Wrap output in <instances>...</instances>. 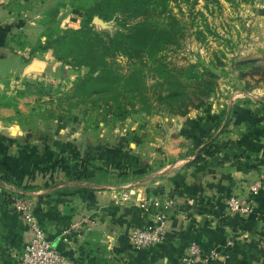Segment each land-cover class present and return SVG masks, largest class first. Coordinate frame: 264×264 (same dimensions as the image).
Segmentation results:
<instances>
[{
    "label": "crops",
    "instance_id": "0c3cea01",
    "mask_svg": "<svg viewBox=\"0 0 264 264\" xmlns=\"http://www.w3.org/2000/svg\"><path fill=\"white\" fill-rule=\"evenodd\" d=\"M78 13L68 0H0V85L32 88L22 96L0 90V190L27 199L47 238L77 264H179L192 242L221 253L206 264H264V178L251 215L225 207L227 197L248 196V185L264 177V84L211 97L184 115L147 113L136 103L57 107L82 99L72 90L87 68L30 49L46 29L79 28ZM78 165L86 170L76 172ZM4 194L0 264H17L25 230ZM167 197L174 206L165 238L135 249L127 231L147 227Z\"/></svg>",
    "mask_w": 264,
    "mask_h": 264
},
{
    "label": "rangeland",
    "instance_id": "374dc122",
    "mask_svg": "<svg viewBox=\"0 0 264 264\" xmlns=\"http://www.w3.org/2000/svg\"><path fill=\"white\" fill-rule=\"evenodd\" d=\"M89 2L68 0L70 8L79 11V17L83 16L81 7ZM98 20L100 23L92 21L91 26L105 40L108 35L118 31L126 33L137 23H143L170 33L171 42L152 58L134 51L129 56L116 53L109 58L111 69L121 73L135 65L140 80L133 93L116 86L87 99L57 100V107L63 104L71 109L81 100L103 111L108 106L106 102L116 96L122 99L118 104L111 102L109 107L113 103L125 109L144 100L165 111H178L176 99L197 84H210L209 98L239 97L264 84V0H168L164 7L153 5L142 16L116 14L110 20ZM0 90L22 96L32 88L28 83L19 82L0 85ZM37 92L44 93V88H38ZM11 100H14L12 94L7 96L6 103ZM6 190L1 187L0 194L5 193L4 199L12 207L14 200Z\"/></svg>",
    "mask_w": 264,
    "mask_h": 264
},
{
    "label": "trees",
    "instance_id": "16d2710c",
    "mask_svg": "<svg viewBox=\"0 0 264 264\" xmlns=\"http://www.w3.org/2000/svg\"><path fill=\"white\" fill-rule=\"evenodd\" d=\"M168 0H90L88 5L81 7L83 16L80 26L73 28H49L41 33L43 40L38 39L31 47L30 53L51 50L53 56L67 64L79 69L81 66L87 68V72L74 81V94L80 95L82 99L99 95L111 87H122L128 93L136 91L139 77L135 65L126 73L112 70L109 63L116 53L131 55V51L137 52L140 56L152 58L165 45L171 42V34L158 29H152L143 23L132 26L128 32H115L107 39L94 31L91 24L93 16L103 20H110L116 14H127L131 17L145 15L150 7L165 6ZM142 57V58H143ZM129 58V57H128ZM131 59V58H130ZM132 60V59H131ZM140 60V59H139ZM186 88V86L184 85ZM193 93L191 96L190 94ZM212 94L211 86L208 83L197 84L191 91H185L179 99H176L178 111H166L171 114H186L191 108L203 107ZM133 96V94H131ZM114 100L107 101L116 103L122 97H114ZM148 99V98H146ZM163 100V99H162ZM144 103V104H143ZM138 102V109L149 113L152 109L164 110L160 106L154 107L153 103L143 100ZM141 104V105H140ZM120 107V106H118ZM123 109V108H122ZM83 172L84 165L76 166V172Z\"/></svg>",
    "mask_w": 264,
    "mask_h": 264
},
{
    "label": "built area",
    "instance_id": "2783aa9c",
    "mask_svg": "<svg viewBox=\"0 0 264 264\" xmlns=\"http://www.w3.org/2000/svg\"><path fill=\"white\" fill-rule=\"evenodd\" d=\"M263 178V175H261L259 179L248 185V196L230 195L227 197L225 199L227 211L241 216L251 215L254 212L251 198L258 194ZM128 195L127 192L122 193L124 198H127ZM13 200L12 208L21 217L25 230V241L17 256V264H77L73 259L58 251L47 238L45 231L32 214L29 201L19 196L13 197ZM161 204L165 211L161 209L156 212L147 227L133 226L127 231V241L135 249H144L157 245L165 238L167 233L166 211L171 210L174 206V200L171 197H167ZM137 205L145 211L148 210L147 205L142 203H137ZM95 225L96 221L91 220L90 227L92 228ZM71 228H74V226H71ZM230 246H232L231 240L225 242L224 249ZM220 255L221 253L217 250L204 251L196 243L192 242L180 256L179 264H206L209 261L216 260Z\"/></svg>",
    "mask_w": 264,
    "mask_h": 264
},
{
    "label": "water",
    "instance_id": "95a60500",
    "mask_svg": "<svg viewBox=\"0 0 264 264\" xmlns=\"http://www.w3.org/2000/svg\"><path fill=\"white\" fill-rule=\"evenodd\" d=\"M92 21H93L94 23H100L97 17H93Z\"/></svg>",
    "mask_w": 264,
    "mask_h": 264
}]
</instances>
